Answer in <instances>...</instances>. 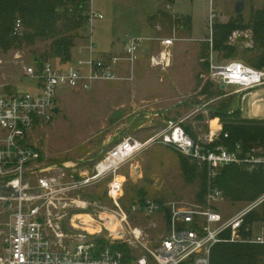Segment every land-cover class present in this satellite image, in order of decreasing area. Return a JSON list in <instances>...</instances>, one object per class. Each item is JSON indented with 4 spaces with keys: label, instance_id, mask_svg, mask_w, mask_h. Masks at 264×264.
<instances>
[{
    "label": "built area",
    "instance_id": "2783aa9c",
    "mask_svg": "<svg viewBox=\"0 0 264 264\" xmlns=\"http://www.w3.org/2000/svg\"><path fill=\"white\" fill-rule=\"evenodd\" d=\"M216 18L212 9L211 27ZM102 19L103 15L91 8L86 22L89 36L86 56L67 62L59 58L55 63L45 61L41 68L34 63L25 70V75L33 80L32 87L25 92H0V201L3 207L9 201L4 210L12 212L0 264H130L125 262L123 252L111 249L113 243L124 238L129 224L120 206L126 182L121 170L152 145L173 148L208 170V205L188 209L174 206L167 235L153 246L143 245L141 254L131 253L134 258L131 264H211L212 250L218 244L264 246V219L246 223V218L264 204V193L226 218L218 209L223 194L212 188L213 179L225 167L236 166L250 172L264 170V145L244 148L237 144L232 150L224 145L210 148L221 131L202 144L186 132L184 121L169 120L145 142L131 137L124 139L107 152L90 176L75 179L62 167L47 166L34 140L38 125L45 127L53 121L61 97L59 92L91 91L97 82L119 81L145 59L152 68L164 71L172 67L173 48L178 40L158 33L154 37L129 38L120 52L99 53L93 31L95 22ZM21 31L18 22L14 35H20ZM207 79L225 90L235 86L238 92L250 91L264 87V69L242 61L215 64L211 53ZM108 178L105 194L116 209L83 213L90 204L80 196H72ZM155 209L158 207L149 203L148 212ZM78 214L91 218L94 234L73 224ZM129 233L137 241L143 237L140 230ZM68 238L72 240L71 246L65 245ZM99 240L109 242L110 246L101 247Z\"/></svg>",
    "mask_w": 264,
    "mask_h": 264
},
{
    "label": "rangeland",
    "instance_id": "374dc122",
    "mask_svg": "<svg viewBox=\"0 0 264 264\" xmlns=\"http://www.w3.org/2000/svg\"><path fill=\"white\" fill-rule=\"evenodd\" d=\"M93 1L95 10L104 17L95 22L93 31L99 53L120 52L129 38L154 37L158 33L178 40L173 48V64L163 71L150 67L145 59L134 71L123 74L119 81L97 82L91 91L59 92L58 112L48 126L38 125L34 140L47 166L62 167L75 179L90 176L107 152L124 139L131 137L145 142L169 120L184 121V128H188L200 143L207 144L223 122L222 118H213L210 112L222 106L229 110L240 106L242 110L243 99L249 91L238 92L235 86L225 90L207 79L208 60L212 53L215 64L242 61L250 65L249 60L260 53L254 48L252 31L236 30L231 34L227 44L237 49L232 57L214 49L211 33L214 34L216 24L237 18L236 6L240 2L245 3L242 14L247 23L251 10L263 7L264 0ZM169 5L173 7L170 11ZM160 7L166 10L159 17ZM212 9L217 16L214 27L210 21ZM149 20L153 29L147 31L145 24ZM78 32L74 47H85L88 33L86 29ZM50 46L48 40L23 44L6 52L0 48V92H25L32 87L33 80L25 75V70L35 59H41V63L49 60L55 63L57 58L49 53ZM183 158L173 148L152 145L121 170L126 182L120 206L129 224L126 235L119 242L126 244L132 254H141L143 245L153 246L167 235L168 215L174 206L188 209L208 205L207 198L199 200L203 181L199 174L194 181L188 180L182 168ZM109 180L87 186L72 196H80L90 204L83 213L116 209L105 194ZM149 203L158 209L148 212ZM249 203H233L224 197L218 209L224 217L230 218ZM11 222L12 212L5 211L0 201V254L6 245ZM64 226L68 232V226ZM131 230L143 233L140 241L129 233ZM64 242L66 246L72 244L71 238Z\"/></svg>",
    "mask_w": 264,
    "mask_h": 264
},
{
    "label": "trees",
    "instance_id": "16d2710c",
    "mask_svg": "<svg viewBox=\"0 0 264 264\" xmlns=\"http://www.w3.org/2000/svg\"><path fill=\"white\" fill-rule=\"evenodd\" d=\"M90 5V0H0V48L6 52L23 44L33 45L37 41L50 40L49 53L52 57L67 62L72 58L78 31L83 33L86 29ZM18 22L22 31L20 35L15 36ZM236 30L252 31L254 48L260 53L249 62L257 69H264V6L253 8L247 23L243 14L237 13L234 20L216 24L213 34L214 49L226 57L236 55L237 49L227 44L228 38ZM41 62V59H38L37 63L34 61L39 68L42 66ZM210 113L213 118L223 119L221 133L210 148L224 145L232 150L237 144L243 145L244 148L264 145V121L243 118L240 106L231 110L222 106L220 110ZM185 130L192 136L188 128ZM225 134H228L227 138ZM193 164L192 166L185 158L182 160V168L188 180L194 181L199 174L203 181L199 200L205 201L209 188V173L207 169H201V172L197 173L199 166ZM212 188L221 191L223 197L233 203L251 202L264 193V170L250 172L236 166L225 167L213 179ZM262 219L264 204L246 218V223ZM98 242L101 247L110 246L105 240ZM111 249L123 252L126 256L125 262L131 264L134 259L124 243L115 242ZM211 264H264V246L218 244L212 250Z\"/></svg>",
    "mask_w": 264,
    "mask_h": 264
},
{
    "label": "crops",
    "instance_id": "0c3cea01",
    "mask_svg": "<svg viewBox=\"0 0 264 264\" xmlns=\"http://www.w3.org/2000/svg\"><path fill=\"white\" fill-rule=\"evenodd\" d=\"M91 8L95 12H97L95 10L94 1L93 0L91 1ZM165 8L164 7L163 8H161V7L159 8V13H161V15H159V17L163 15V11L166 10ZM172 9H173V7L171 5H169V10L168 11H170ZM152 17H155V15H153ZM145 21H146V19H145ZM150 24H151L150 20H149V22L147 24H145L146 28H147V31L153 29ZM148 34H145L144 36H146V35L149 36ZM86 47L87 46H85V47L80 46V47H78L79 49L74 47V50H72V58L75 59V58H78L80 56H82V57L86 56L87 55ZM77 49H78V53H77ZM259 113H261V114H259ZM263 114H264V87H261V88L255 89V90H251L245 95V97L243 99L242 116H243V118H246V119L261 120V119H264V115ZM221 129H222V126L220 125V130L218 132H220Z\"/></svg>",
    "mask_w": 264,
    "mask_h": 264
},
{
    "label": "bare ground",
    "instance_id": "6f19581e",
    "mask_svg": "<svg viewBox=\"0 0 264 264\" xmlns=\"http://www.w3.org/2000/svg\"><path fill=\"white\" fill-rule=\"evenodd\" d=\"M252 106V105H251ZM255 106V105H254ZM253 108V107H252ZM261 114V113H259ZM256 115V114H255ZM264 115V114H263ZM216 130L213 131V134ZM73 224L76 227H81L89 231V233L94 234L95 233V225H93V222L91 221V218L85 214H78L73 218ZM139 233V232H138Z\"/></svg>",
    "mask_w": 264,
    "mask_h": 264
},
{
    "label": "water",
    "instance_id": "95a60500",
    "mask_svg": "<svg viewBox=\"0 0 264 264\" xmlns=\"http://www.w3.org/2000/svg\"><path fill=\"white\" fill-rule=\"evenodd\" d=\"M244 5H245V3L244 2H240L239 4H237V6H236V11H237V13H242L243 11H244ZM35 62L37 63L38 62V59H35ZM223 89V88H222ZM58 112V109H55V113H57ZM9 201H7L6 203H5V205H4V207L6 208V207H8V205H9Z\"/></svg>",
    "mask_w": 264,
    "mask_h": 264
}]
</instances>
